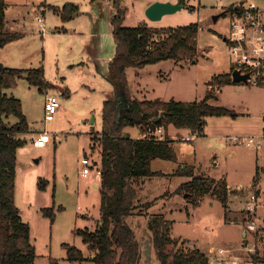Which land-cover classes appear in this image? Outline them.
Masks as SVG:
<instances>
[{
    "label": "rangeland",
    "instance_id": "rangeland-1",
    "mask_svg": "<svg viewBox=\"0 0 264 264\" xmlns=\"http://www.w3.org/2000/svg\"><path fill=\"white\" fill-rule=\"evenodd\" d=\"M155 1L163 0H122L123 25L144 22L159 28L197 23V57L194 63L162 60L127 68L129 92L140 100H202L207 82L215 75L229 73L232 65L225 41L230 33L229 9L241 1L260 7L264 0H184L176 12L151 21L145 9ZM5 3L6 26L14 25L22 34L0 47V65L23 69L40 66L51 85L39 89L29 84L24 74L5 90L20 100L30 126L28 133L21 134L24 142L16 151L14 198L22 220L30 228L36 253L33 264L51 261L93 264L89 260H68L67 247H75L84 257L93 256L77 230L93 231L99 218V182L95 178L98 148L94 138L102 132L104 102L114 98L107 70L115 53L111 24L115 9L110 0H5ZM66 3L76 4L78 9L72 18L63 20L53 7L62 9ZM14 16L20 18L15 24L11 21ZM39 16L45 21L43 32L38 29ZM50 93L58 95L61 106L53 119L45 120V96ZM213 93L216 98L210 103L230 109L236 116L206 117L202 134L173 125L163 127L157 136L171 141L176 160L153 159L151 169L163 175L135 185L136 203L142 214L126 220L141 242L143 264H159L147 227L153 215H163L171 221L170 235L177 240L176 245L167 246L171 254L177 249L198 248L211 259L210 249L214 248L227 249L233 256L244 259L248 258L245 245L253 244L254 254L264 258V231H246L249 217L245 212L246 196L250 191H258L250 219L264 218V86L231 82ZM43 131L50 140L41 148L33 147L30 140ZM125 132L131 138H139L143 128L130 126ZM235 136L257 137L260 144L234 142ZM82 157L92 161L87 177L80 175ZM180 164L193 166L194 173L205 177L227 181L226 212L211 193L195 203L188 199L179 185L189 178L169 175ZM40 179L47 180L44 190L38 188ZM147 202L150 204L146 208ZM43 207L52 208L53 220L43 214Z\"/></svg>",
    "mask_w": 264,
    "mask_h": 264
},
{
    "label": "trees",
    "instance_id": "trees-1",
    "mask_svg": "<svg viewBox=\"0 0 264 264\" xmlns=\"http://www.w3.org/2000/svg\"><path fill=\"white\" fill-rule=\"evenodd\" d=\"M110 1L115 9L111 18L115 53L108 67V79L113 84L116 97L104 102L102 132L94 138L98 148L96 169L100 171L99 218L93 231L77 230L93 256L84 257L78 249L68 246L67 259L79 262L89 260L93 264H143L141 242L126 220L129 216L142 214L138 209L139 203H136L135 185L146 178L163 175L151 169L153 159L175 161L176 155L168 138H131L126 136L125 128L139 126L144 129L147 125L166 128L173 125L202 134L206 117H234L236 114L210 103L216 98L214 90L231 83L230 73L213 76L207 82L204 98L199 101L133 98L129 92L126 69L140 68L162 60H189L194 63L198 53V25L189 23L158 28L143 22L136 26H124L122 0ZM5 7V0H0V47L21 36L5 28ZM77 7L76 4L66 3L62 9L53 7V10L59 11L62 19L67 20L77 13ZM24 74L28 83L39 89L50 85L40 66L23 69L0 65V264H33L36 258L29 225L22 220L14 198L16 151L24 142L21 134L28 133L30 126L22 112L20 100L5 92L15 78ZM117 98L121 101H117ZM13 117L14 122L11 121ZM169 175L189 178L179 185V189H183L194 203L211 193L225 212L228 209L229 187L225 179L194 173L193 166L188 164H180ZM46 182L40 179L38 188L44 190ZM149 204L145 203L144 207L147 208ZM42 212L53 220L52 208L43 207ZM171 225V221L163 215H153L147 223L159 264H212L198 248L190 251L177 249L171 254L167 246L177 244V240L170 235ZM253 258L264 259L257 253L253 254ZM50 264L55 262L51 261Z\"/></svg>",
    "mask_w": 264,
    "mask_h": 264
},
{
    "label": "built area",
    "instance_id": "built-area-1",
    "mask_svg": "<svg viewBox=\"0 0 264 264\" xmlns=\"http://www.w3.org/2000/svg\"><path fill=\"white\" fill-rule=\"evenodd\" d=\"M229 14L231 18L230 33L228 37H225V41L228 43L232 63L230 78L233 71H238L240 75H247V84L253 86L262 85L264 84V11L252 2H242L232 7ZM36 20L40 27L39 31L43 32V17L39 16ZM60 106V99L57 94H47L44 103L45 120L53 119L54 114ZM162 132L163 126L151 127L147 125L143 129L142 137H161L157 135ZM239 138L235 136L232 141L245 142L248 146H258L260 144L257 137ZM185 139L190 140V137H186ZM49 140V134L43 131L32 138L30 142L33 147L41 148ZM80 162L82 165L80 175L87 177L90 173L92 161L87 157H82ZM96 173L100 175L99 170H96ZM257 197L256 191H250L245 199V212L249 217L246 224V231L252 233L264 231V218L253 216L250 219L257 205ZM254 247L253 244L245 245L248 258L244 259L239 256H233L227 249H219L216 251L213 248L210 249L213 256L209 261L212 264H264V259L253 258L255 252Z\"/></svg>",
    "mask_w": 264,
    "mask_h": 264
},
{
    "label": "water",
    "instance_id": "water-1",
    "mask_svg": "<svg viewBox=\"0 0 264 264\" xmlns=\"http://www.w3.org/2000/svg\"><path fill=\"white\" fill-rule=\"evenodd\" d=\"M242 3V1L240 2ZM182 7L181 0H177L176 2L171 1H155L151 3L145 9L146 17L151 21H156L161 19L166 14H171L176 12ZM217 16L214 17L216 20ZM247 75H240L238 71H233L231 73V82H246ZM157 118L154 119L156 121ZM128 136V135H126ZM244 235V232H243Z\"/></svg>",
    "mask_w": 264,
    "mask_h": 264
},
{
    "label": "crops",
    "instance_id": "crops-1",
    "mask_svg": "<svg viewBox=\"0 0 264 264\" xmlns=\"http://www.w3.org/2000/svg\"><path fill=\"white\" fill-rule=\"evenodd\" d=\"M163 1H166V0H163ZM171 2H175V1H171ZM233 4V3H232ZM257 5V4H256ZM258 6V5H257ZM259 7V6H258ZM260 8L264 11V5L263 6H260ZM40 11H43V9H42V7L40 6ZM5 16H6V14H5ZM6 18V17H5ZM16 18H18L17 20H15ZM19 20H20V18L19 17H12L11 18V21H13V23L15 24V23H17V22H19ZM44 19H43V27H44ZM38 23V22H37ZM38 27H39V25H38ZM5 28L6 29H8L9 31H11V32H18V33H20V34H22V32L21 31H17L16 29H15V26L13 25V26H10V27H7L6 26V23H5ZM40 28V27H39ZM38 28V29H39ZM231 69L232 68H230V71H229V73L231 72ZM107 75H108V70H107ZM263 86H264V84H263ZM10 88V87H9ZM207 89H208V86H207ZM47 95V94H46ZM46 97V96H45ZM115 97H116V94H115V90H114V98H113V100L115 99ZM117 101H121V99L120 98H117ZM96 177V180L100 183V175L99 174H97L96 173V175H95ZM228 187H229V185H228ZM257 194H258V191H257Z\"/></svg>",
    "mask_w": 264,
    "mask_h": 264
}]
</instances>
